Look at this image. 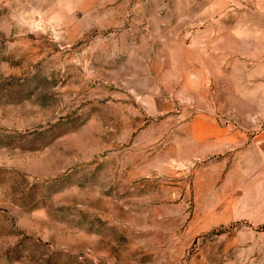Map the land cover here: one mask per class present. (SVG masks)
Wrapping results in <instances>:
<instances>
[{
    "label": "rangeland",
    "instance_id": "1",
    "mask_svg": "<svg viewBox=\"0 0 264 264\" xmlns=\"http://www.w3.org/2000/svg\"><path fill=\"white\" fill-rule=\"evenodd\" d=\"M263 129L264 0H0V264H264Z\"/></svg>",
    "mask_w": 264,
    "mask_h": 264
},
{
    "label": "crops",
    "instance_id": "2",
    "mask_svg": "<svg viewBox=\"0 0 264 264\" xmlns=\"http://www.w3.org/2000/svg\"><path fill=\"white\" fill-rule=\"evenodd\" d=\"M225 132L226 130H223V129H217L216 130V128H214L213 130H212V135H214V136H217V139H214L212 142H213V145H218L219 143H224L225 141L228 143L229 141H232V139L231 138H226L224 141H222V139H220V136H223L222 135V132ZM224 135H226V134H224ZM243 139H240L239 137L237 138V142H241ZM253 142L254 143H256L257 142V144L258 145H260V144H263L264 145V129L262 130V131H260L258 134H256L255 136H254V139H253Z\"/></svg>",
    "mask_w": 264,
    "mask_h": 264
}]
</instances>
